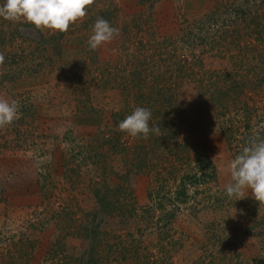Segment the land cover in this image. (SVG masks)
<instances>
[{"label": "rangeland", "instance_id": "obj_1", "mask_svg": "<svg viewBox=\"0 0 264 264\" xmlns=\"http://www.w3.org/2000/svg\"><path fill=\"white\" fill-rule=\"evenodd\" d=\"M98 17L120 33L91 51ZM0 53L22 114L0 128V264L85 262L92 225L141 262L264 264V205L224 191L264 138V0H94L65 33L0 18ZM137 106L159 134L118 130Z\"/></svg>", "mask_w": 264, "mask_h": 264}, {"label": "clouds", "instance_id": "obj_2", "mask_svg": "<svg viewBox=\"0 0 264 264\" xmlns=\"http://www.w3.org/2000/svg\"><path fill=\"white\" fill-rule=\"evenodd\" d=\"M93 4L94 0H5L0 5V18L12 23H26L37 30L65 33L87 15L88 7ZM119 33L118 28L98 17L91 26L87 46L95 51L111 43ZM4 60V54L0 53V65ZM21 115L18 101L0 97V128L11 125ZM151 116L148 108L137 106L118 123V130L133 138L147 139L149 133L159 134V127H149ZM226 171L228 182L224 191L229 199L241 200L250 192L256 203L264 205V138L250 139L228 162Z\"/></svg>", "mask_w": 264, "mask_h": 264}, {"label": "trees", "instance_id": "obj_3", "mask_svg": "<svg viewBox=\"0 0 264 264\" xmlns=\"http://www.w3.org/2000/svg\"><path fill=\"white\" fill-rule=\"evenodd\" d=\"M155 96L157 98H162L161 95L155 94ZM169 99L170 98L163 99V101L166 102V106L168 107L170 106ZM159 104H161V102H159ZM156 113L160 115V111L157 110ZM158 125H161V123L158 122ZM98 202H101V200L98 199ZM107 206H111V203L108 202ZM130 211L132 210H124L119 208L118 213L105 214L112 218L119 217L122 219L125 218L126 215L129 217L131 213ZM87 229L88 228L84 227L83 229L81 228L79 230L84 235L83 237L87 240V254L89 255L88 259L85 262L74 259L72 261L73 263L71 262L72 264H121L127 258L133 261L134 264H158L156 259L148 258L145 255L144 256L146 261L141 262V258L138 257L139 255L137 253V247L133 245L132 241L126 240L127 237L125 239L115 238L112 244H108L106 243L104 237L98 232L97 225H92L89 230ZM85 232L89 233V237L85 235ZM92 257H96V259Z\"/></svg>", "mask_w": 264, "mask_h": 264}]
</instances>
